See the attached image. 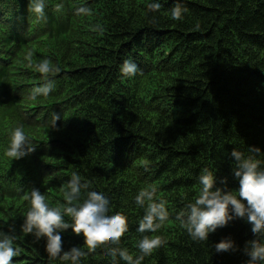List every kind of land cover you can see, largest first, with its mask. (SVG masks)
Returning <instances> with one entry per match:
<instances>
[{
	"label": "trees",
	"instance_id": "16d2710c",
	"mask_svg": "<svg viewBox=\"0 0 264 264\" xmlns=\"http://www.w3.org/2000/svg\"><path fill=\"white\" fill-rule=\"evenodd\" d=\"M31 3L0 0V240L19 248L14 264H72L60 258L73 247L87 252L80 264H128L120 251L135 260L138 242L156 235L162 243L142 264L252 261L261 238L247 214L205 242L181 222L201 175L213 174V190L238 191L233 151L264 161V0H43V15ZM177 5L187 9L182 20L171 19ZM129 59L138 65L133 76L120 71ZM44 61L47 73L38 71ZM45 86L46 97L30 98ZM20 124L35 151L12 159L4 153ZM73 173L81 191L72 204L103 192L109 214L128 217V231L88 251L82 234L57 229L61 252L50 257L46 237L22 230L24 197L38 189L71 223L63 207ZM141 190L152 194L143 206ZM150 202H163L169 218L141 233ZM225 238L233 248L216 252Z\"/></svg>",
	"mask_w": 264,
	"mask_h": 264
},
{
	"label": "clouds",
	"instance_id": "9594fccd",
	"mask_svg": "<svg viewBox=\"0 0 264 264\" xmlns=\"http://www.w3.org/2000/svg\"><path fill=\"white\" fill-rule=\"evenodd\" d=\"M151 7V6H149ZM159 8L160 5H156ZM43 0H32L30 10L43 15ZM186 8L179 5L171 10V19L182 20ZM38 71L47 73L49 71L48 61H44L38 66ZM120 71L125 76H133L138 71V65L131 60H125ZM50 91L48 86L34 89L30 98L35 100L37 95L47 96ZM35 151L24 131V125L20 124L10 133V142L5 150V155L12 159H20ZM259 153L260 149H251ZM232 155L236 157L239 164L233 169L235 178L238 179V191L224 192L221 189L213 190L215 177L211 172L207 175H201L199 178L200 190L196 195L194 202L188 207L191 210L187 223L181 222L184 229L192 240L205 242L209 239V234L215 233L218 227H225L229 221L236 217H244L247 214V223L252 225V232L258 234L260 242L253 241L252 249L249 255L252 261L264 260V171H258L262 160H254L251 157L242 159V154L233 151ZM207 171V170H205ZM68 183L64 191V198L67 205L63 207V213L71 217V223L66 222L62 217L60 207H50L46 202V197L38 189H33L25 194V200L30 207L26 212V221L22 225L24 233H31L36 230L37 238L46 237V251L50 257H56L61 252V235L57 229L71 228L76 235L82 234L84 245L88 251L95 249L105 241L111 240L113 243L128 231V217L123 212L110 213L109 199L103 192H88L87 198L82 202L78 201L73 205V200L80 195L81 188L77 183L76 174ZM89 187L88 183L84 184ZM147 196L152 201V194L141 190L135 197L136 203L143 206L144 197ZM183 213H177L176 218ZM167 210L163 202L157 204L150 202L146 208V214L139 221L138 231L143 233L145 230L156 231L168 219ZM160 223H154V221ZM163 237L160 235L151 238L145 237L138 242V248L141 255L137 259L128 254L127 251H120V256L128 264H142L143 260L150 256L160 247ZM234 241L228 238L222 239L215 244L216 252H225L233 248ZM20 255L19 248L14 250L13 238L5 237L0 240V264H14L13 258ZM115 256V251L112 252ZM87 252L81 248L73 247L71 253H65L60 259L62 261H72V264H80V258L86 257ZM115 264V261H113Z\"/></svg>",
	"mask_w": 264,
	"mask_h": 264
},
{
	"label": "bare ground",
	"instance_id": "6f19581e",
	"mask_svg": "<svg viewBox=\"0 0 264 264\" xmlns=\"http://www.w3.org/2000/svg\"><path fill=\"white\" fill-rule=\"evenodd\" d=\"M45 112H46V110H45ZM41 115V114H40Z\"/></svg>",
	"mask_w": 264,
	"mask_h": 264
}]
</instances>
